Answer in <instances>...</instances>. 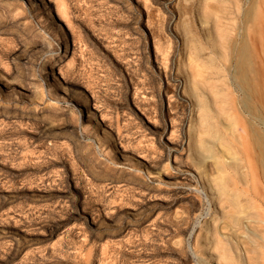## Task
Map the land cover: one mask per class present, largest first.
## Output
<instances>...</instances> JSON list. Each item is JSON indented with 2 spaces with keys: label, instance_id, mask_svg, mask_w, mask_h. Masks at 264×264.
Listing matches in <instances>:
<instances>
[{
  "label": "rangeland",
  "instance_id": "obj_1",
  "mask_svg": "<svg viewBox=\"0 0 264 264\" xmlns=\"http://www.w3.org/2000/svg\"><path fill=\"white\" fill-rule=\"evenodd\" d=\"M242 39L264 100V0H0V264H264L188 148L193 75L215 149L246 165V134L224 127L243 117L217 94L225 79L238 102Z\"/></svg>",
  "mask_w": 264,
  "mask_h": 264
},
{
  "label": "bare ground",
  "instance_id": "obj_2",
  "mask_svg": "<svg viewBox=\"0 0 264 264\" xmlns=\"http://www.w3.org/2000/svg\"><path fill=\"white\" fill-rule=\"evenodd\" d=\"M249 16H250V11L244 12V17L246 19ZM221 38L222 41H227L226 40L227 38H225V36ZM66 48L67 47H65L64 49V54L66 53L67 50ZM233 58L235 60V66L233 72L234 85H235L234 91H237L239 93L238 102L234 100L233 92L230 91L231 90L230 85H232V83L230 82L231 84H228L223 78L224 80L221 81L222 85L221 87H219L220 90L217 91V94L221 95L222 97L221 102L224 105L222 108L220 107L221 110H219V112L223 114H227L229 112H231L232 114L234 113L236 114L238 112L241 115V117H243L244 121L241 123L236 118L230 116L229 117V119H231L230 123L228 122V125L227 126L224 125V127H226V130L228 129L233 130L235 134V129H236L235 127L239 126L242 129V131L246 134V139H244L243 137L242 139L238 135L242 139L241 143L243 144L244 150L241 151L242 154L245 156L246 165L242 166V163L241 164L239 163L242 160L241 159L237 160L238 159L236 157L237 155L235 156L234 155L235 153L233 154L232 148L231 149L226 148L229 149V151L225 149L226 153L231 152L233 154L231 156L225 155L226 153L224 154L220 150L215 149L218 143H224V140L219 133L220 131H218V125H220V122L218 121L216 113L212 110L211 106L206 102V100H204V96H201L198 93L199 82L195 81V76L193 75H192L193 77L191 76L193 82H191V87L189 89H190V95L192 97V104L196 108V114H195L196 117L195 119L193 118L190 121L189 132H188V138H189L188 148H189L190 158L192 159L194 166L200 170L201 177L205 179L209 190L212 191L211 194L205 193L204 194L205 198L211 199L219 206V208L221 209L220 212L222 214L221 217L224 220H226L223 221L224 228L225 227H229L233 229L235 228L236 231L238 232L242 230L248 235V237H246L248 238L247 242H249V244H252L256 238L255 235L256 231L259 233V237L262 238V240L264 238L263 236L264 235V214H263L264 133L259 128V126H261V124L264 123V100L262 94V87L253 84L251 80V76H250L251 57L249 54V47L245 39L241 40L238 49L235 50ZM57 60L59 62L61 60V57H59V59ZM85 102L87 103V101ZM227 118H228V114H227ZM233 132L230 133L232 134ZM202 133L204 135L206 133L207 135H210L215 142L201 141L199 138H200V134L202 135ZM106 134H108V132L104 131V136H106ZM235 136L237 137V135ZM198 139H199V145L196 144V141H198ZM223 145L226 147V144ZM208 159L211 161L209 165L207 164ZM209 167H212L215 170L216 175L209 173V170H207L209 169ZM132 169L134 172L133 176H138L135 174L137 172H141L140 169L134 167ZM146 169L149 172L148 167ZM229 174H231L232 177L230 178V176H228L227 178L228 180H227L225 176ZM233 174L238 175V182L245 187L246 189L244 190L245 193L248 194V192L250 193L252 191V194L249 195L247 201L242 202L240 200L241 194L239 195L238 192L231 193L233 190L230 192L227 191L228 186L230 184V183L228 184L229 178L230 181H232V179L234 178ZM250 179H251L250 182L251 185H249ZM251 201L260 202L259 205L257 206V210H256L257 212H255L252 215H250V212H248V210L251 208ZM218 243L220 244V241ZM226 251L225 250H223L222 252L218 251L219 253H221L220 256L223 257V259L220 256L218 257L219 262L220 260L223 261L229 258L227 256L228 253L226 254ZM229 253H230L229 255H231V252ZM226 256L228 257L227 259ZM235 257L236 259L239 258L238 256ZM228 260L227 262H229ZM224 262L225 261H223V264H225Z\"/></svg>",
  "mask_w": 264,
  "mask_h": 264
}]
</instances>
